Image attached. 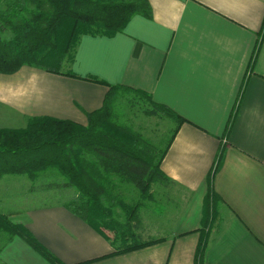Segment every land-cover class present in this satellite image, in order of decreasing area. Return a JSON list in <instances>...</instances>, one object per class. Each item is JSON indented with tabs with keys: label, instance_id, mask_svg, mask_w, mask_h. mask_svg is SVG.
<instances>
[{
	"label": "crops",
	"instance_id": "0c3cea01",
	"mask_svg": "<svg viewBox=\"0 0 264 264\" xmlns=\"http://www.w3.org/2000/svg\"><path fill=\"white\" fill-rule=\"evenodd\" d=\"M148 1L151 15L134 14L122 31L78 37L65 68L75 76L30 65L0 73V128H22L37 116L85 125L87 113L101 107L106 84L147 92L186 119L160 163L185 192L171 233L116 252L62 202L15 208L2 195L0 213L24 225L62 264H195L207 230V179L223 147L204 262L264 264V0ZM0 264L53 263L14 236Z\"/></svg>",
	"mask_w": 264,
	"mask_h": 264
},
{
	"label": "trees",
	"instance_id": "16d2710c",
	"mask_svg": "<svg viewBox=\"0 0 264 264\" xmlns=\"http://www.w3.org/2000/svg\"><path fill=\"white\" fill-rule=\"evenodd\" d=\"M134 14L151 15L148 0H0V73L9 74L23 65L54 73H66L81 34L111 36L122 31ZM264 32V20L262 22ZM2 34H10L5 38ZM64 71V72H63ZM106 84L98 78H87ZM100 108L87 113V123L49 116L28 118L22 128H0V178L24 175L36 181L52 171L63 178L60 187L72 189L62 205L91 227L102 232L116 252L153 244L162 238L144 241L137 232L139 210L149 198L152 184L173 183L160 168L161 160L179 126L186 121L165 104L139 89L109 85ZM137 106L145 115L173 123L162 149L154 147L139 131L118 120L119 109ZM233 115H230L229 128ZM224 148L208 175V194L203 214L202 237L194 261L205 264L209 230V201L217 196L212 178ZM132 185L138 198L127 201L122 189ZM213 203V202H212ZM213 207V204H211ZM14 236L24 239L53 264H62L40 244L28 229L0 213V251Z\"/></svg>",
	"mask_w": 264,
	"mask_h": 264
},
{
	"label": "rangeland",
	"instance_id": "374dc122",
	"mask_svg": "<svg viewBox=\"0 0 264 264\" xmlns=\"http://www.w3.org/2000/svg\"><path fill=\"white\" fill-rule=\"evenodd\" d=\"M9 38L10 34H2ZM118 120L139 131L157 149L167 143L173 123L154 115H145L137 106L125 105L119 109ZM63 178L52 171L44 172L36 181L24 175H5L0 180V196L13 199L14 207L26 204L63 202L72 194V189L60 187ZM127 201H134L138 191L132 185L122 189ZM150 197L142 202L139 210L141 239L148 241L171 233L177 219L182 215L185 192L175 184L151 185ZM213 212V210H212Z\"/></svg>",
	"mask_w": 264,
	"mask_h": 264
}]
</instances>
